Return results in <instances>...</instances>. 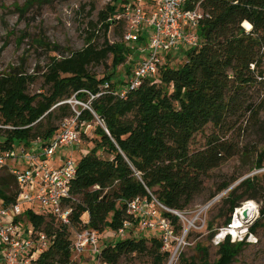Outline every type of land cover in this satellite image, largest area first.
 <instances>
[{
	"label": "trees",
	"instance_id": "trees-1",
	"mask_svg": "<svg viewBox=\"0 0 264 264\" xmlns=\"http://www.w3.org/2000/svg\"><path fill=\"white\" fill-rule=\"evenodd\" d=\"M43 1L27 0L14 7L24 16ZM96 1L99 0H92L91 11L95 10ZM128 2L113 0L97 22L89 23L81 50L66 55V50L57 45L36 41L39 47L54 54L41 75L49 86L47 92L28 95L27 85L35 76L21 69L0 74V115L3 125L12 127L1 150L10 149L14 140L26 146L36 140L49 141L60 128L52 123L55 113L76 116L67 103L73 96L90 108H77L79 121L92 125L97 117L101 122L95 126L94 147L78 160L68 201L72 210L70 224L63 225L53 215L29 209L23 213L32 231L43 233L50 240L31 264H75L72 231H80L86 223L99 235L117 232L125 222L133 220L126 212L127 203L136 198L151 200L154 196L169 209L187 210L203 192L208 173L235 154L223 140L228 120L248 116L258 123L264 111V94L258 92L256 103L248 95L254 87L264 90V0H189L188 9L198 6L203 12L197 29L201 46L188 49L179 67L163 66L160 85L148 79L120 98L114 94V85L122 80L117 81L115 73L98 79L89 68L110 56L112 67L116 68L127 54H138L132 48L110 44L107 39L113 24L123 25L116 18L117 12L121 13ZM244 23L250 25L249 30ZM100 33L104 36L101 45L95 40ZM138 44L132 46L137 48ZM208 125L219 131L208 135L203 146L193 149L195 136ZM98 151H106L110 157L102 158ZM255 168H264V151L258 155ZM263 178L264 174L248 177L229 191L224 199L229 214L225 224L241 202L258 200L264 194ZM234 181L219 187L218 192L228 189ZM18 193L14 178L5 172L0 177V200L4 205L13 204ZM260 212L264 215V206ZM166 215L174 232L181 231L179 218ZM260 220L251 225L250 233H256ZM246 244L232 243L227 237L218 245V258L212 264H231ZM163 248L161 237L149 242L145 238L117 239L100 248L98 258L103 264H118L130 256H146L150 264H165L170 253ZM197 249L201 254L199 264H210L207 249ZM180 261L197 264L182 253Z\"/></svg>",
	"mask_w": 264,
	"mask_h": 264
},
{
	"label": "rangeland",
	"instance_id": "rangeland-1",
	"mask_svg": "<svg viewBox=\"0 0 264 264\" xmlns=\"http://www.w3.org/2000/svg\"><path fill=\"white\" fill-rule=\"evenodd\" d=\"M26 1L0 0V74L8 73L12 68H17L24 71L27 75L35 76V79L27 85L26 93L31 96L48 91L49 86L41 75L46 71L49 58L54 56L48 49L39 47L36 41L41 39L51 46L57 45L61 47V50H66V55L70 51L83 49L89 23L97 22L99 14L106 12L107 7L112 4L113 0L96 1L94 11L90 10L92 0H44L42 4H35L24 13V16H20L14 5L22 6ZM117 14L119 15L120 11ZM120 20L124 22L123 25L113 24L107 34V39L110 44H115L119 48H122V46L129 47L134 52L136 47L126 44L124 36L122 37L123 32H125L126 22L122 17H120ZM21 37L24 38L21 39ZM95 40L100 45L104 43L103 34H97ZM186 51H188V48L185 47L181 51L165 57L162 67L165 65L173 68L179 67L185 60ZM140 58L139 54H127L124 62L113 68V56H110L105 62L90 66L89 70L98 79L110 73H115L118 78L117 81L122 80V82H117L114 85V88L119 90L125 85L128 76L138 64ZM160 73L159 71L158 75L152 79L154 84H161ZM258 92L261 95L264 94L263 89L260 91L259 88L254 87L249 90L248 95L251 101L255 103L258 101ZM67 103H69L74 113H78V107L83 108V105H86L76 100L74 96ZM69 118H72V116H69L68 113L58 112L54 114L52 123L54 126L59 127L65 119ZM3 124V118L0 115V155L4 154V156H7L1 150V147L2 144L6 143L12 127ZM98 124L100 122L96 120V123L92 124L91 128L82 130L81 143L79 145L73 149L61 148L56 154L61 156L71 153V156L79 160L83 153H89L94 147V140L96 139L94 130ZM225 130L226 133L223 140L234 149L235 154L219 168L208 173L204 179L203 192L187 210L183 211L184 219L179 221L182 225V230L174 232L168 246H164V250L170 253V258L177 253L173 264H181V253L188 261H195L199 264L201 254L197 246L207 249L210 264L217 260L218 245H215L214 237L221 228L227 225L225 221L229 215L228 205L224 202V199L231 190L229 188L237 183L239 184L241 180L248 177L254 175L262 176L264 174V168L261 170L255 168L258 155L264 151V111L259 115L258 123L249 119L248 116L241 119L233 117L228 120ZM215 131L218 132L219 130L215 129L213 125H208L203 132L195 136L192 148L196 149L203 146L206 142V137ZM20 145L24 144L17 140L12 142V147L16 153L20 152ZM97 154L106 159L110 157L106 151H98ZM7 164L11 167H24L21 161L16 162L10 159L7 160ZM5 172H9L8 167L0 171V177ZM232 181L234 182L228 188L229 190L218 192L219 187ZM262 187L264 188V178L262 179ZM259 196L258 200H244L241 202V207L249 201L256 205V214L245 228H250L258 219H261V226L253 234L256 239L254 243L244 245L231 264H264V215L260 212L264 206V194ZM217 197L219 198L216 199ZM213 199L216 200L206 210L201 212V209ZM37 208L38 206H35V210ZM234 211L235 209L231 214ZM18 220L22 224L23 229H25L27 227L26 218L22 216ZM84 221H86V218H84ZM189 223H192V226H189ZM74 234L75 231H72L73 239ZM154 237L160 239L161 233L158 231L139 232L135 228L133 231L129 230L125 238H145L149 242ZM117 239L113 232L106 231V233L99 235L98 246L102 249L107 245L113 244ZM72 259L75 264H98V257L88 250L79 257L73 255ZM168 263L169 260L165 264ZM118 264H150V259L146 256H130L121 259Z\"/></svg>",
	"mask_w": 264,
	"mask_h": 264
},
{
	"label": "built area",
	"instance_id": "built-area-1",
	"mask_svg": "<svg viewBox=\"0 0 264 264\" xmlns=\"http://www.w3.org/2000/svg\"><path fill=\"white\" fill-rule=\"evenodd\" d=\"M188 1L130 0L124 5L123 11L116 18H124V41L128 45L139 43L135 52L141 58L125 85L114 92L115 95L125 98L144 81L156 77L165 57L172 53L185 47L192 49L201 46L197 29L203 12L198 6L193 10L188 9ZM142 36L144 40L141 42ZM251 67L254 68L253 65ZM83 106L90 110L88 105ZM75 114L76 116L65 119L59 131L47 142L36 140L28 146L20 145L19 153L13 147L2 150L7 156L0 155V171L9 168L19 193L13 204L4 205L0 201V264H31L50 244V240L43 233L36 234L32 229L27 233V227L23 229L22 224L17 222L25 210L29 209L41 215L50 214L63 225L70 224L72 210L68 201L71 199V184L76 177L78 160L71 153L61 156L56 153L61 148L73 149L79 145L82 130L92 127L88 122L79 121V113ZM96 120L100 122L97 117ZM86 154L83 153L82 156ZM8 159L21 161L24 167H11L7 164ZM210 204L204 206L201 212ZM35 206L39 209L35 210ZM241 208L243 206L235 209L230 222L215 235V245H219L227 237L232 243H254L256 239L250 233L249 227L238 230L234 228L237 211ZM126 212L133 220L125 222L121 229L113 232L118 239H125L128 231L135 228L139 232L158 231L164 246H168L174 235L172 221L166 214L176 216L179 220L184 219L183 212L163 206L154 196H151V200L136 198L129 201ZM233 230L236 232L232 233ZM98 243L99 234L84 223L83 229L75 231L71 247L73 255L79 257L88 250L98 257L101 251ZM98 264H103L99 258Z\"/></svg>",
	"mask_w": 264,
	"mask_h": 264
},
{
	"label": "bare ground",
	"instance_id": "bare-ground-1",
	"mask_svg": "<svg viewBox=\"0 0 264 264\" xmlns=\"http://www.w3.org/2000/svg\"><path fill=\"white\" fill-rule=\"evenodd\" d=\"M244 26L246 29H250V25L247 23H244ZM243 211H247L248 216L247 218H243L242 214ZM256 214V205L252 202L249 201L246 204L243 205V208H241L240 210L237 211V216L235 217L234 220V228L235 229H244L247 225V223L253 219V217ZM236 230H233L232 233H235ZM177 254V253H176ZM176 254H173L169 260L168 264H173L175 262L176 259Z\"/></svg>",
	"mask_w": 264,
	"mask_h": 264
},
{
	"label": "water",
	"instance_id": "water-1",
	"mask_svg": "<svg viewBox=\"0 0 264 264\" xmlns=\"http://www.w3.org/2000/svg\"><path fill=\"white\" fill-rule=\"evenodd\" d=\"M241 181H243V180H241ZM241 181H240V182H241ZM237 184H238V183H237ZM237 184H235L234 186H236ZM234 186L230 187L229 189H232ZM229 189H228V190H229ZM218 198H219V197H218ZM218 198H216V199H218ZM216 199L212 200V202H214ZM212 202H210V203H212ZM242 216H243V218H247V216H248L247 211H243Z\"/></svg>",
	"mask_w": 264,
	"mask_h": 264
},
{
	"label": "crops",
	"instance_id": "crops-1",
	"mask_svg": "<svg viewBox=\"0 0 264 264\" xmlns=\"http://www.w3.org/2000/svg\"><path fill=\"white\" fill-rule=\"evenodd\" d=\"M0 201H1V200H0ZM29 228H30V225H29V224H27V228H26V229H27V231H28V230H30ZM26 236H27V233H26ZM0 257H1V256H0Z\"/></svg>",
	"mask_w": 264,
	"mask_h": 264
}]
</instances>
